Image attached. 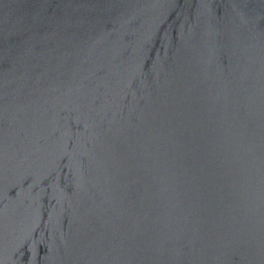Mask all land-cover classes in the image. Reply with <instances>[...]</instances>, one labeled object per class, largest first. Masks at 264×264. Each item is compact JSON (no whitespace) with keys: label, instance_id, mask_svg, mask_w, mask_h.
<instances>
[{"label":"water","instance_id":"95a60500","mask_svg":"<svg viewBox=\"0 0 264 264\" xmlns=\"http://www.w3.org/2000/svg\"><path fill=\"white\" fill-rule=\"evenodd\" d=\"M0 264H264V0H0Z\"/></svg>","mask_w":264,"mask_h":264}]
</instances>
